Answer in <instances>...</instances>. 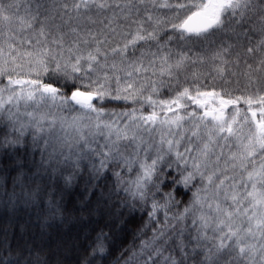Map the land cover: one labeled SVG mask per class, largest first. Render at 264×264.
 <instances>
[{"label": "snow or ice", "instance_id": "obj_1", "mask_svg": "<svg viewBox=\"0 0 264 264\" xmlns=\"http://www.w3.org/2000/svg\"><path fill=\"white\" fill-rule=\"evenodd\" d=\"M0 264H264V0H0Z\"/></svg>", "mask_w": 264, "mask_h": 264}, {"label": "trees", "instance_id": "obj_2", "mask_svg": "<svg viewBox=\"0 0 264 264\" xmlns=\"http://www.w3.org/2000/svg\"><path fill=\"white\" fill-rule=\"evenodd\" d=\"M168 95H169V93H167L166 91L165 92H163L162 94H161V98H167L168 97ZM145 111H148V108L147 107H145ZM139 221H137V223H138ZM136 243H138L139 241L138 240H136L135 241ZM133 243V237L132 236H128L127 237V242L123 245L124 247H127V246H129L130 244H132ZM118 246H119V244H118ZM69 256L71 257V254H69Z\"/></svg>", "mask_w": 264, "mask_h": 264}]
</instances>
